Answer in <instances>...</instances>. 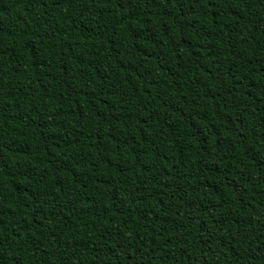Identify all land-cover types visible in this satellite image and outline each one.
<instances>
[{"label": "trees", "instance_id": "1", "mask_svg": "<svg viewBox=\"0 0 264 264\" xmlns=\"http://www.w3.org/2000/svg\"><path fill=\"white\" fill-rule=\"evenodd\" d=\"M0 264H264V0H0Z\"/></svg>", "mask_w": 264, "mask_h": 264}]
</instances>
